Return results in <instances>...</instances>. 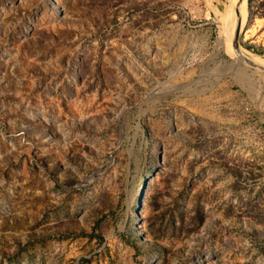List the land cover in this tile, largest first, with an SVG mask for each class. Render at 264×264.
<instances>
[{
    "label": "rangeland",
    "instance_id": "rangeland-1",
    "mask_svg": "<svg viewBox=\"0 0 264 264\" xmlns=\"http://www.w3.org/2000/svg\"><path fill=\"white\" fill-rule=\"evenodd\" d=\"M235 4L0 0V264H264V72L227 48ZM240 18L264 56V0Z\"/></svg>",
    "mask_w": 264,
    "mask_h": 264
},
{
    "label": "bare ground",
    "instance_id": "bare-ground-1",
    "mask_svg": "<svg viewBox=\"0 0 264 264\" xmlns=\"http://www.w3.org/2000/svg\"><path fill=\"white\" fill-rule=\"evenodd\" d=\"M240 0H236V4L233 7V9L231 10V13L226 21V24L224 26V30H223V35L227 36L229 39H231L233 41V36L234 34L230 33V31H232V27H233V23H234V19L236 17V14L238 13V11L240 10V8L242 7L243 3L246 2V0H242V3H239ZM225 19V20H226ZM228 50L233 53L234 49L231 47V45L229 44L227 46ZM233 49V52H232ZM242 53H244L247 57H249L250 59H252L255 62H258L260 64L264 65V56L262 55H258V54H253L251 52H248L246 50L242 49Z\"/></svg>",
    "mask_w": 264,
    "mask_h": 264
},
{
    "label": "water",
    "instance_id": "water-1",
    "mask_svg": "<svg viewBox=\"0 0 264 264\" xmlns=\"http://www.w3.org/2000/svg\"><path fill=\"white\" fill-rule=\"evenodd\" d=\"M239 3L241 4L242 0H240ZM241 24H242V22H241V18H240V21L236 26L234 36H233V41H232V46H233L234 52L236 53V55H238V57H240L242 62H245L248 65L264 72V65L263 64H260L258 62L253 61L252 59L247 57L244 53H242V48L240 46V41H239L240 40V33L242 30Z\"/></svg>",
    "mask_w": 264,
    "mask_h": 264
}]
</instances>
